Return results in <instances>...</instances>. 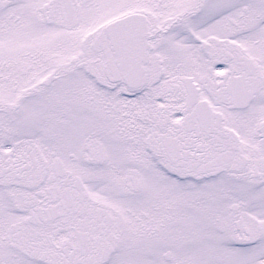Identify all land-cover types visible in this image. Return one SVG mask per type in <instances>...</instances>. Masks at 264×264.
<instances>
[{
    "label": "snow or ice",
    "instance_id": "6c2138e0",
    "mask_svg": "<svg viewBox=\"0 0 264 264\" xmlns=\"http://www.w3.org/2000/svg\"><path fill=\"white\" fill-rule=\"evenodd\" d=\"M0 264H264V0H0Z\"/></svg>",
    "mask_w": 264,
    "mask_h": 264
}]
</instances>
